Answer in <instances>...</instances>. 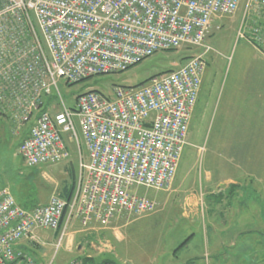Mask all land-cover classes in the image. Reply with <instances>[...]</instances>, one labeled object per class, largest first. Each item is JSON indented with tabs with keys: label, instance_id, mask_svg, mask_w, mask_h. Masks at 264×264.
Returning <instances> with one entry per match:
<instances>
[{
	"label": "built area",
	"instance_id": "built-area-1",
	"mask_svg": "<svg viewBox=\"0 0 264 264\" xmlns=\"http://www.w3.org/2000/svg\"><path fill=\"white\" fill-rule=\"evenodd\" d=\"M239 2L0 0V117L15 129L31 120L19 155L29 167L66 161L64 133L79 154L68 200L52 195L27 208L0 188V264H39L19 245L37 241L39 229L60 231L62 239L73 218L81 225H107L122 214L154 210V200L136 189L172 184L209 50L206 37L213 20L233 14ZM260 40L264 46V39H254ZM181 46L203 52L137 86L115 85L113 97L90 90L66 107L58 93L59 79L68 84L120 72ZM53 93L59 96L55 112ZM68 264L84 262L76 258Z\"/></svg>",
	"mask_w": 264,
	"mask_h": 264
},
{
	"label": "rangeland",
	"instance_id": "rangeland-1",
	"mask_svg": "<svg viewBox=\"0 0 264 264\" xmlns=\"http://www.w3.org/2000/svg\"><path fill=\"white\" fill-rule=\"evenodd\" d=\"M257 1L240 0L233 14L215 18L209 29L205 63L220 69L214 74L215 102L232 95L231 89L238 83L249 81L246 73L253 70L248 68L259 64L253 57L255 54L248 52L255 47L252 41L264 35V0ZM201 52V47L181 46L156 52L120 72L94 75L68 84L62 78L58 80V93L66 107L75 106L76 97L90 90L113 97L115 85L137 86L151 76L177 69L188 56ZM53 95L50 100L55 107L50 108L51 112L59 109V96ZM216 111L214 103L208 120L197 122V130L205 131V140L213 129L212 114ZM30 126L31 120L15 129L7 118L0 117V188H6L17 204L27 208L45 204L50 196L57 195L60 181L69 177L71 169L76 180L79 161L76 142L69 133H64L62 137L69 153L66 161L27 166L17 146L22 130H29ZM195 131V126H191L186 143L192 141ZM78 144L85 162L80 139ZM201 158V153L195 155V149L187 145L169 188L137 187L138 195L154 200L152 212L122 214L107 225H81L73 218L62 239L60 231L39 229L37 241L23 240L19 245L39 264H68L76 258H91L94 263L111 260L113 264H264V198L258 195V190L240 189L230 200L228 192L223 200L209 197L204 210L196 214L185 212L182 207L183 195L199 190L204 176ZM221 189L226 191L223 186Z\"/></svg>",
	"mask_w": 264,
	"mask_h": 264
},
{
	"label": "crops",
	"instance_id": "crops-1",
	"mask_svg": "<svg viewBox=\"0 0 264 264\" xmlns=\"http://www.w3.org/2000/svg\"><path fill=\"white\" fill-rule=\"evenodd\" d=\"M259 37L264 39V35ZM252 42L255 47L248 52L258 55L253 57L259 64L248 68L253 70L246 73L249 81L231 86L232 95L216 102L214 74L220 69L205 63L187 135L193 125L196 131L181 152L182 155L185 147L190 145L195 149V155L202 154L200 167L204 176H201L198 191L183 195L181 201L185 212L199 213L204 210L209 197L214 201L221 200L228 192L230 200L244 188L258 190V195L264 198V46L261 40ZM214 103L217 111L212 114L213 129L205 140V131L197 130V122L208 120ZM193 114L195 121L192 123ZM22 131L20 141L28 133L25 128ZM83 149L86 154L84 145ZM222 186L226 191L222 192Z\"/></svg>",
	"mask_w": 264,
	"mask_h": 264
},
{
	"label": "trees",
	"instance_id": "trees-1",
	"mask_svg": "<svg viewBox=\"0 0 264 264\" xmlns=\"http://www.w3.org/2000/svg\"><path fill=\"white\" fill-rule=\"evenodd\" d=\"M191 56H188L186 61L190 58ZM170 71V70H169ZM168 72V71H166ZM74 184H75V174H74V170L71 169L70 173H69V177L60 181L59 183V187L57 189V195L68 200L73 192L74 189ZM82 262H84V264H113V262L111 260H105L103 262L100 263H94V261L91 258H81Z\"/></svg>",
	"mask_w": 264,
	"mask_h": 264
}]
</instances>
